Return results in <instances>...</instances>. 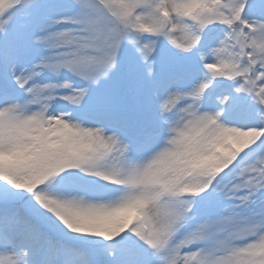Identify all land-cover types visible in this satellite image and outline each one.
Listing matches in <instances>:
<instances>
[{
    "label": "snow or ice",
    "instance_id": "6c2138e0",
    "mask_svg": "<svg viewBox=\"0 0 264 264\" xmlns=\"http://www.w3.org/2000/svg\"><path fill=\"white\" fill-rule=\"evenodd\" d=\"M0 264H264V0H0Z\"/></svg>",
    "mask_w": 264,
    "mask_h": 264
}]
</instances>
